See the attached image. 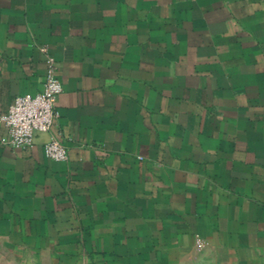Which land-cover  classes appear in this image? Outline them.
<instances>
[{
	"label": "crops",
	"instance_id": "crops-1",
	"mask_svg": "<svg viewBox=\"0 0 264 264\" xmlns=\"http://www.w3.org/2000/svg\"><path fill=\"white\" fill-rule=\"evenodd\" d=\"M0 264H264V0H0Z\"/></svg>",
	"mask_w": 264,
	"mask_h": 264
},
{
	"label": "built area",
	"instance_id": "built-area-1",
	"mask_svg": "<svg viewBox=\"0 0 264 264\" xmlns=\"http://www.w3.org/2000/svg\"><path fill=\"white\" fill-rule=\"evenodd\" d=\"M47 74L41 89L35 93H18L3 117L6 129L5 142L14 148H23L34 142L35 136L48 130L54 117L57 116L55 102L62 91L59 79L54 75V62L47 58ZM46 157L54 161L67 159L66 147L50 137L43 143Z\"/></svg>",
	"mask_w": 264,
	"mask_h": 264
}]
</instances>
